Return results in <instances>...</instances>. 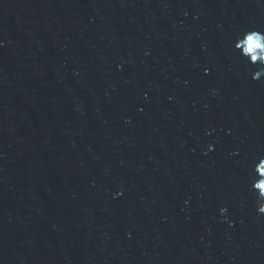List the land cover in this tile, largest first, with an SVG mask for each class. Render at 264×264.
Listing matches in <instances>:
<instances>
[{"label":"water","instance_id":"95a60500","mask_svg":"<svg viewBox=\"0 0 264 264\" xmlns=\"http://www.w3.org/2000/svg\"><path fill=\"white\" fill-rule=\"evenodd\" d=\"M264 0H0V264H264Z\"/></svg>","mask_w":264,"mask_h":264},{"label":"snow or ice","instance_id":"6c2138e0","mask_svg":"<svg viewBox=\"0 0 264 264\" xmlns=\"http://www.w3.org/2000/svg\"><path fill=\"white\" fill-rule=\"evenodd\" d=\"M256 170L259 171L262 175H264V160H261L258 163Z\"/></svg>","mask_w":264,"mask_h":264}]
</instances>
